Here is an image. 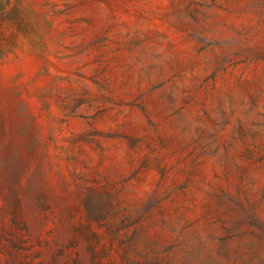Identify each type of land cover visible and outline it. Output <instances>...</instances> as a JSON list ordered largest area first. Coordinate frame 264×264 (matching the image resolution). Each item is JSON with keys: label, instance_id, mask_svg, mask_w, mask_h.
I'll return each mask as SVG.
<instances>
[{"label": "rangeland", "instance_id": "rangeland-1", "mask_svg": "<svg viewBox=\"0 0 264 264\" xmlns=\"http://www.w3.org/2000/svg\"><path fill=\"white\" fill-rule=\"evenodd\" d=\"M0 264H264V0H0Z\"/></svg>", "mask_w": 264, "mask_h": 264}]
</instances>
